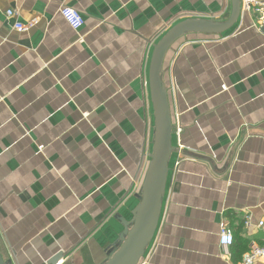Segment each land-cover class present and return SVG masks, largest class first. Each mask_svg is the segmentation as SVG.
Returning <instances> with one entry per match:
<instances>
[{
  "label": "crops",
  "instance_id": "obj_1",
  "mask_svg": "<svg viewBox=\"0 0 264 264\" xmlns=\"http://www.w3.org/2000/svg\"><path fill=\"white\" fill-rule=\"evenodd\" d=\"M62 8L82 16L78 31ZM230 9V0H0L7 264L108 260L138 205L152 152L153 45L185 20L223 23ZM161 82L173 150L158 225L139 264H241L249 244L264 242L257 226L264 222V25L241 8L222 35L182 37L165 55ZM222 225L231 246L219 243Z\"/></svg>",
  "mask_w": 264,
  "mask_h": 264
},
{
  "label": "water",
  "instance_id": "obj_2",
  "mask_svg": "<svg viewBox=\"0 0 264 264\" xmlns=\"http://www.w3.org/2000/svg\"><path fill=\"white\" fill-rule=\"evenodd\" d=\"M230 2V15L225 22L185 20L170 28L153 45L148 67V89L154 118L152 152L140 187L138 205L132 212L131 221L123 225L124 231L118 238L119 244L111 250L104 264H139L152 242L158 225L167 182L168 164L173 150L169 103L161 82L165 55L172 45L186 35L215 36L231 30L240 16L241 2L240 0H230ZM0 264H7L1 255Z\"/></svg>",
  "mask_w": 264,
  "mask_h": 264
},
{
  "label": "built area",
  "instance_id": "obj_3",
  "mask_svg": "<svg viewBox=\"0 0 264 264\" xmlns=\"http://www.w3.org/2000/svg\"><path fill=\"white\" fill-rule=\"evenodd\" d=\"M241 8L247 12H253L257 14L258 20L264 25V9L257 0H240ZM14 12L11 10L6 11L7 17H12ZM60 15L66 24L74 31H78L83 26L82 16L73 9L62 8ZM36 21H32L28 25L16 24L15 29L19 32H24L28 28L32 27ZM224 89V87H223ZM176 133H180V129H176ZM257 226L264 229V222H258ZM234 242L233 234L225 225L220 227L219 231V243L223 246H231ZM262 261L264 263V242L262 244L251 243L248 246L247 252L243 255L241 264H256Z\"/></svg>",
  "mask_w": 264,
  "mask_h": 264
}]
</instances>
